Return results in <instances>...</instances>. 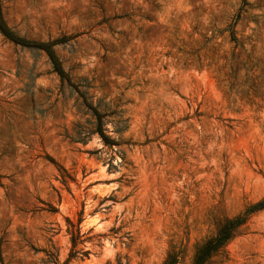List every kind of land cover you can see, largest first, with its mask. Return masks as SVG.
Segmentation results:
<instances>
[{"label":"rangeland","instance_id":"obj_1","mask_svg":"<svg viewBox=\"0 0 264 264\" xmlns=\"http://www.w3.org/2000/svg\"><path fill=\"white\" fill-rule=\"evenodd\" d=\"M0 1V264H190L264 197V0ZM210 264H264V208Z\"/></svg>","mask_w":264,"mask_h":264},{"label":"trees","instance_id":"obj_2","mask_svg":"<svg viewBox=\"0 0 264 264\" xmlns=\"http://www.w3.org/2000/svg\"><path fill=\"white\" fill-rule=\"evenodd\" d=\"M0 32L7 39L13 41L14 43L21 44L22 46L30 45L29 42L23 38L17 36L3 21L1 1H0ZM52 42H36V47L42 49L47 54L53 70L58 74L61 81L64 79L69 82V77L67 73L63 70L60 62L52 49ZM74 86V84H70ZM75 87V86H74ZM80 96L83 98V104L91 110L92 114L95 116V127L92 132L99 135L103 145L112 147L113 145L119 144L116 140L111 139L105 132L103 128L102 113H100L95 106L89 103L86 96L80 90H77ZM122 158V157H121ZM264 208V197L260 200L247 205L242 211L232 215L224 217L217 225L216 229L204 237L193 250L190 264H210L212 259L220 254L225 245L234 238L239 229L246 223L252 214L256 211ZM72 246H74V238H71ZM162 264H178V254L169 253L163 260Z\"/></svg>","mask_w":264,"mask_h":264}]
</instances>
